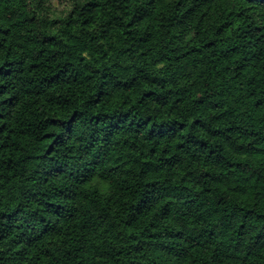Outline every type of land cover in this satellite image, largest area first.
<instances>
[{"label":"trees","instance_id":"trees-1","mask_svg":"<svg viewBox=\"0 0 264 264\" xmlns=\"http://www.w3.org/2000/svg\"><path fill=\"white\" fill-rule=\"evenodd\" d=\"M0 0V264H264V0Z\"/></svg>","mask_w":264,"mask_h":264},{"label":"rangeland","instance_id":"rangeland-1","mask_svg":"<svg viewBox=\"0 0 264 264\" xmlns=\"http://www.w3.org/2000/svg\"><path fill=\"white\" fill-rule=\"evenodd\" d=\"M52 8L55 9L58 13H60L61 10H63L64 7H63V5L61 3L57 2L56 0H54L52 2Z\"/></svg>","mask_w":264,"mask_h":264}]
</instances>
